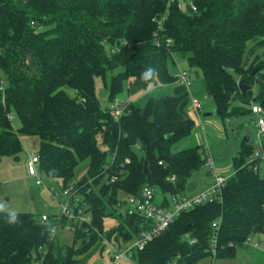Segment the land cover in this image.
Wrapping results in <instances>:
<instances>
[{"label":"trees","instance_id":"16d2710c","mask_svg":"<svg viewBox=\"0 0 264 264\" xmlns=\"http://www.w3.org/2000/svg\"><path fill=\"white\" fill-rule=\"evenodd\" d=\"M260 45L264 0H0V162L18 159L19 134L36 136L38 171L59 179L62 190L74 189V212L81 209L89 217L78 222L62 216L44 224L38 214L15 212L10 223L11 212L0 210V264H86L96 246L103 251L104 235L118 245L138 236L148 220L127 209L118 213V194L136 196L150 186L159 191V204L167 206L170 197L185 195L207 152L202 144L172 150L192 133L195 121L157 124L152 118L157 96L123 102L120 115L112 103L123 91L175 82L168 64L180 57L201 73L222 121L248 116L253 99L264 107V56H253ZM107 72L112 103L102 107L95 77ZM239 80L251 86L246 93ZM13 114L19 120L16 130ZM253 144L251 138L242 140L232 157L221 199L182 211L142 249L131 251L133 264L231 258L238 248L251 247L247 240L263 236V171L247 164ZM84 159L86 174L70 184ZM106 218L115 220L107 229ZM51 223L74 224L72 244L50 240ZM184 224L188 228L180 236L176 229Z\"/></svg>","mask_w":264,"mask_h":264},{"label":"rangeland","instance_id":"374dc122","mask_svg":"<svg viewBox=\"0 0 264 264\" xmlns=\"http://www.w3.org/2000/svg\"><path fill=\"white\" fill-rule=\"evenodd\" d=\"M253 52V56L256 54L264 56V45L255 47ZM168 67L170 73L173 75H176L179 69H184L190 74L191 80L194 81V85L197 84V87L194 88L195 95L203 103L200 120L204 131H201L195 122L192 133L174 144L172 150L177 151L195 144H203L207 150L209 149L214 158V163L227 166L228 172H226V174L229 175L233 171L231 159L238 152L242 140H245L246 137H250L252 143L256 142L255 115H239L232 118H225L224 121H222L216 114H213V112H215V105L212 97L207 94L205 90L201 73L198 71L199 76L196 75L198 69L190 67L186 59L180 57H175V63L169 61ZM110 77V72H107L105 78L101 76L95 77V92L102 107L112 103L108 100L107 86ZM173 85L174 84H169L168 86H164L162 84H157L155 86H150L145 91L141 90L133 94H127L126 91H123L114 101L126 102L140 99V102L144 103L146 99V97H143L144 94L155 97L163 96L170 92L169 88ZM253 90L254 94H256V86H254ZM68 92L71 95L73 94V91L70 89H68ZM254 103H256V101L252 102V104ZM184 112L186 114L185 116H187L186 109ZM206 112L212 113V115H205L204 113ZM11 116L13 129L16 130L19 126V120L14 114ZM203 134L205 140H203ZM19 138L23 150L19 154L18 159L5 157L0 162V210L5 212H33L38 215L45 214L49 217L50 221L61 214V205L67 197L62 193L59 179H49L42 172L38 171V177L42 179L44 184V186H39L35 183L34 177L27 176L26 161L29 155L37 154L39 139L36 136L24 134H19ZM88 163V159L79 161L74 169L70 184L76 182L86 174ZM207 169L208 166L205 164L192 173L187 182L185 194H188L190 188L197 189L204 184V182H209ZM260 175L264 176V173L261 172ZM48 187L54 189V195L50 194L47 189ZM155 195L156 201L158 202L160 196L159 191H155ZM118 198L121 200L122 204L117 208V212L124 213L131 205L132 196L120 192ZM114 223L115 220L112 218H106L104 220L106 229ZM102 238L104 244L103 251H99L100 245L96 246L94 252L86 260V264H106L109 255L107 250L112 251L113 248H116L119 252H123L134 242V239L128 241L120 240V245H118L114 239L110 241L105 235ZM262 239H264V235L252 238V241L259 244V249L252 247L238 248L234 257H218L213 259V257L209 255L199 259L195 264H260L262 258V252L260 250H263L264 247ZM55 240L60 244L70 245L73 242V233L71 230L57 225ZM108 242L110 243L107 244ZM120 264H133V262L130 258H127L122 259Z\"/></svg>","mask_w":264,"mask_h":264},{"label":"built area","instance_id":"2783aa9c","mask_svg":"<svg viewBox=\"0 0 264 264\" xmlns=\"http://www.w3.org/2000/svg\"><path fill=\"white\" fill-rule=\"evenodd\" d=\"M195 9V8H193ZM161 22V21H160ZM159 22V29H161ZM168 43L171 42V39L166 40ZM160 39L155 38V44L159 45ZM177 80L179 83L189 86L191 82L190 74L184 70L179 69L176 74ZM191 102V111L193 114V119L197 123L199 121L200 113L202 112V103L201 101L194 96L190 98ZM112 107L116 115H120L124 112L123 102H118L117 100L112 103ZM251 112L255 115V133H256V142L253 144V151L247 158V164L251 167L254 172H264V107L256 102L250 106ZM206 148V147H205ZM207 152V161L208 173L211 178L210 183L203 188L202 190L196 192L193 195H176L172 196L169 199L167 206H162L156 201L155 190L153 187L144 186L139 195L132 196L131 205L127 208L129 214H138L148 220V227L143 230L138 236L134 237V242L123 252H119L116 248H113L112 251L107 250L108 262L106 264H120L122 259L130 258L131 251L133 249H142L151 239L159 235L164 231L171 223L175 221L178 215L187 209L192 208L195 205L202 204L207 201H212L214 199H221L222 190L225 186L226 180L229 175H225L218 170V168L213 163L210 154L206 148ZM128 162V159H126ZM38 162L39 156L37 154L29 155L26 161V172L28 176L35 178V183L39 186H44L43 181L38 177ZM174 177H171L173 180ZM51 195H54V189L52 187L47 188ZM62 193L66 195V200L62 203L61 214L56 217L57 219L64 216L68 220L74 221H89L88 216L81 214V209H78V213L74 212V207L70 196L73 194L75 196V202L77 201V195L74 194V189L71 187L65 188L62 190ZM40 220L44 224H48L49 217L45 214L40 215ZM58 223L49 225V239H55V233ZM215 227L217 226L214 224ZM64 227L68 230L74 229V224L67 223ZM213 243L215 241V236L212 237ZM250 243V246L259 249V244L257 242H252L247 240ZM108 242L107 244H109ZM215 245V244H214ZM213 245V246H214ZM264 249V247H263ZM212 254H215L214 248L212 249Z\"/></svg>","mask_w":264,"mask_h":264},{"label":"crops","instance_id":"0c3cea01","mask_svg":"<svg viewBox=\"0 0 264 264\" xmlns=\"http://www.w3.org/2000/svg\"><path fill=\"white\" fill-rule=\"evenodd\" d=\"M169 84H174L172 87L169 88L170 92L168 91L169 93L165 94L163 96H159V97L157 96V101L154 105L153 112H152L153 120L157 124H163V123L177 121V120H181V119H185V118H192L193 119V114L191 111L190 98H191V96L197 97L195 95V91H194L195 90L194 88L197 87V84L194 85L193 80H191L190 85L188 87L179 83L178 81H175V82H172ZM169 84H162V85L168 86ZM189 96H190V98H189ZM185 109L187 112V116H185L186 115L184 112ZM202 110H203V103H202ZM205 115H212V113H208ZM199 118H200V116H199ZM197 126L201 129V131H204L203 126H202V122L200 119H199V121H197ZM202 137H203V140H205L204 134ZM208 152H209L210 157L214 163L215 162L214 158L212 157L209 149H208ZM231 161H232V159H231ZM214 164L218 168V170L221 171V173L227 175L226 172H228V168L226 165H221L219 163L218 164L214 163ZM27 176H28V174H27ZM207 176L209 178V182H207V183L204 182V184H202L197 189L196 188H194V189L190 188L188 194H185V195H187V196L193 195L196 192L205 188L210 183V180H211L209 173H208V169H207ZM28 177H30V176H28ZM160 200H161V196H159V198H158V203Z\"/></svg>","mask_w":264,"mask_h":264},{"label":"water","instance_id":"95a60500","mask_svg":"<svg viewBox=\"0 0 264 264\" xmlns=\"http://www.w3.org/2000/svg\"><path fill=\"white\" fill-rule=\"evenodd\" d=\"M252 74H254V72ZM238 86H239L240 90L243 93H246V91L248 89H250V87H251L250 85H245L241 80L238 81ZM253 101H255V99H253ZM262 104L263 103H261V105ZM141 112H143V109L141 110ZM204 114H208V113H204ZM213 114H215V112H213ZM245 140L246 141H249L250 138L249 137H246ZM144 170L147 171V161L144 162ZM187 228H188V224L181 225L180 227H178L176 229V233L181 236V235H183L185 233V231L187 230Z\"/></svg>","mask_w":264,"mask_h":264},{"label":"clouds","instance_id":"9594fccd","mask_svg":"<svg viewBox=\"0 0 264 264\" xmlns=\"http://www.w3.org/2000/svg\"><path fill=\"white\" fill-rule=\"evenodd\" d=\"M149 74H150V72L149 73H146L145 75L147 76ZM16 219H17V216H16V213L15 212L9 213L8 220H9L10 223L15 222Z\"/></svg>","mask_w":264,"mask_h":264}]
</instances>
